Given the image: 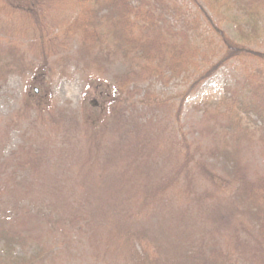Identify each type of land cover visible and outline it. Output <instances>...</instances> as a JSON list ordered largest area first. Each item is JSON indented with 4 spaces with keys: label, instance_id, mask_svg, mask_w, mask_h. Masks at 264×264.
<instances>
[{
    "label": "rangeland",
    "instance_id": "1",
    "mask_svg": "<svg viewBox=\"0 0 264 264\" xmlns=\"http://www.w3.org/2000/svg\"><path fill=\"white\" fill-rule=\"evenodd\" d=\"M49 1L38 29L28 15L2 12L9 25L3 32L11 43L0 45L25 52L31 60L38 35L44 33L52 57L44 73L14 72L0 79V167L5 164L0 170V217L12 216L11 206L37 205L29 217H17L16 226L10 221L5 228L11 243L7 240L10 247L5 248L6 240L0 238V264L19 263L44 245L62 249L50 264H139L130 246L161 264H188L187 256L202 248L238 253L245 264H260L251 255L264 226V201L246 202L236 193L239 178L253 182L264 177L258 128L246 135L234 133L226 120L228 109L217 107L228 93L242 91L249 68L245 72L233 62L193 90L195 76L150 78L145 66L126 60L122 43L105 33L89 41L96 46L101 67L90 62L89 68L87 58L68 62L76 56L82 35L88 34V15L77 0ZM222 23L228 36L240 42L233 16ZM255 49L264 52V31ZM121 78L129 79L127 109L138 123L152 121L137 133L129 131L127 138L111 120L115 106L126 107L116 98ZM146 92L164 104L141 108ZM62 115L72 126L70 142H65ZM103 122L110 126L98 148L90 143V127ZM180 130L193 156L189 164ZM42 137L59 151L73 146L78 160L48 172L61 174L69 194L63 192V202L58 200L55 208L58 215L52 216L42 192L11 195L6 184L15 174L18 182L37 176L16 171L11 159L24 157L21 150L38 149ZM196 162L207 165L209 174L199 171Z\"/></svg>",
    "mask_w": 264,
    "mask_h": 264
},
{
    "label": "trees",
    "instance_id": "2",
    "mask_svg": "<svg viewBox=\"0 0 264 264\" xmlns=\"http://www.w3.org/2000/svg\"><path fill=\"white\" fill-rule=\"evenodd\" d=\"M49 2V0H0V41L11 43L8 35L3 32L8 30L9 25L6 24L7 21L5 22L6 18L3 17L2 12L28 15L38 29L43 24V16L40 13H43ZM76 4L80 5L81 11L88 15V34L82 35L76 56L67 58L68 62L78 63L83 58H87L89 68L90 62L97 64L98 68L101 67L102 59L94 54L96 46L94 44L91 46L89 41L105 33L104 37L117 38L124 47L123 56L126 60L145 66L150 78L163 80L166 77L168 80H174L182 75L195 76L197 78L194 80L193 90L217 74L221 68L233 62L241 64L245 72L249 68V72L244 75L242 91L228 93L220 99L217 107L224 106L228 109L226 120L234 133L241 131L246 135L257 126L258 145L263 148L264 157V52L255 49L264 31V0H186V3L179 0H77ZM226 16H233L240 42L232 40L223 29L222 20ZM81 31L85 32L87 29ZM38 36L35 57L31 60L25 52L9 50L4 44L0 45V79H6L14 72L36 76L37 72L44 73L50 67L52 57V53L49 52L50 43H47L44 33ZM2 47L5 50H2ZM120 80L121 83L116 89V98L125 103L126 107L118 110L119 107L115 106L111 110L113 111L111 120L116 122L115 128L118 131L126 132L127 138L129 131L136 130L137 133L142 126H149L152 121L144 118L138 123L135 120L136 114L134 115L133 110L127 109L128 102L124 99L128 91L129 79L121 78ZM163 104L162 100L150 92H146L139 102L141 108L150 110ZM62 116L60 121L61 128L66 132L65 142H70L72 126L66 122L64 115ZM179 117L178 115V120ZM47 121H45L46 124ZM109 126L105 122L102 125L89 126L90 143L93 142L96 147L101 148L102 134ZM42 138L40 145H36L38 149L31 147L28 150H21L20 156L24 155V157L11 159V162L17 165L16 171L23 170L25 173L30 172L37 176L22 177L18 182L16 179L19 178H16L17 174H15L14 178L8 180L6 184L12 187L11 195L42 192V196L49 199L50 206L46 211L48 215H58L55 209L60 204L58 200L63 202L65 196L63 192L66 195L69 194L67 190H64L65 184L62 182L61 174L48 172L53 168H63L68 161L75 162L76 150L71 146V149L59 151L44 143L45 139ZM180 138L181 145L186 149L185 159L189 164L193 156L188 150L186 136L181 133V130ZM195 165L203 174H209L207 165L204 166L202 162H196ZM4 166L5 164L0 167V170ZM45 174L52 177L44 178ZM238 182L236 193L243 200L253 203L264 201V177H259L253 182L239 178ZM2 186L5 190H11L9 187ZM36 207V202L33 201L24 206H11L14 209L12 216L5 219L0 217V238L6 240L5 248H9L11 243L6 239L8 232L5 229L9 222L12 221L13 225L17 224L29 217ZM261 228L260 238L257 237L255 245L252 246L251 257L259 260L260 264H264V226ZM129 243L131 245V240ZM44 246V249L41 248L32 256L19 258V263L16 264L53 263L62 249L56 246ZM129 253L139 264H161L158 261L152 262L145 251L138 253L131 246ZM187 259L188 264H245L238 253L222 250L207 251L204 248L196 254L188 255Z\"/></svg>",
    "mask_w": 264,
    "mask_h": 264
}]
</instances>
